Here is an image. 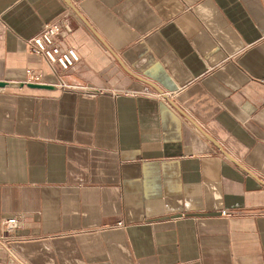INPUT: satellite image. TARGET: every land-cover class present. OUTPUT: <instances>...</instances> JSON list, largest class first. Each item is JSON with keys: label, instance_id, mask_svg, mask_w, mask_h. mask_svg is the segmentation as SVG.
<instances>
[{"label": "crops", "instance_id": "0c3cea01", "mask_svg": "<svg viewBox=\"0 0 264 264\" xmlns=\"http://www.w3.org/2000/svg\"><path fill=\"white\" fill-rule=\"evenodd\" d=\"M66 14L75 88L0 89V264H264V0H0V80Z\"/></svg>", "mask_w": 264, "mask_h": 264}, {"label": "built area", "instance_id": "2783aa9c", "mask_svg": "<svg viewBox=\"0 0 264 264\" xmlns=\"http://www.w3.org/2000/svg\"><path fill=\"white\" fill-rule=\"evenodd\" d=\"M62 22L66 23L63 28L60 25ZM72 31L71 15L66 14L60 19L46 24L37 35L29 40L30 51L39 54L45 60L57 80L54 83L57 87H70L64 80V73L71 69L80 58L76 49L69 43L68 37ZM21 81L25 84L48 83L45 81L42 71L31 68L26 69L25 77ZM113 92L114 94L117 93ZM139 93L160 96V94L153 93L148 87H145L142 91H125V94L136 95ZM221 214L225 217L231 215L227 209L222 210ZM22 224V220L18 217H9L4 221L3 229L0 231V248L10 249L15 233ZM119 224L122 225L121 222Z\"/></svg>", "mask_w": 264, "mask_h": 264}, {"label": "water", "instance_id": "95a60500", "mask_svg": "<svg viewBox=\"0 0 264 264\" xmlns=\"http://www.w3.org/2000/svg\"><path fill=\"white\" fill-rule=\"evenodd\" d=\"M9 87H17V88L29 87L33 89H46V90H55L57 88L56 85L49 84V83H27L25 84L23 81L0 80V88L5 89ZM67 88H75V87H67Z\"/></svg>", "mask_w": 264, "mask_h": 264}, {"label": "bare ground", "instance_id": "6f19581e", "mask_svg": "<svg viewBox=\"0 0 264 264\" xmlns=\"http://www.w3.org/2000/svg\"><path fill=\"white\" fill-rule=\"evenodd\" d=\"M60 25L63 28L64 26H66V23L65 22H62Z\"/></svg>", "mask_w": 264, "mask_h": 264}]
</instances>
